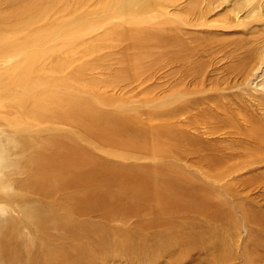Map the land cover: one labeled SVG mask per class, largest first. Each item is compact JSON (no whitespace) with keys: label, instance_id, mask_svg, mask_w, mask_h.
Here are the masks:
<instances>
[{"label":"rangeland","instance_id":"1","mask_svg":"<svg viewBox=\"0 0 264 264\" xmlns=\"http://www.w3.org/2000/svg\"><path fill=\"white\" fill-rule=\"evenodd\" d=\"M78 104L123 143L85 134ZM55 135L92 166L175 181L189 204L186 216L167 214L153 227L154 213L120 221L78 208L73 216L74 192L57 195L61 219L80 231L59 235L64 264H264V0H0V209L21 206L26 139ZM6 193L16 195L9 202ZM23 224L28 240L16 237L21 250L1 253L0 264L37 257L35 242L45 243L46 258L59 252ZM186 237L199 247H184ZM170 238L178 253H159ZM130 242L139 256L119 250ZM76 244L88 252L72 262Z\"/></svg>","mask_w":264,"mask_h":264},{"label":"bare ground","instance_id":"2","mask_svg":"<svg viewBox=\"0 0 264 264\" xmlns=\"http://www.w3.org/2000/svg\"><path fill=\"white\" fill-rule=\"evenodd\" d=\"M77 107L79 121L78 126L85 134H87L89 137H93L94 139H103V142L100 140L101 145H105L106 143L109 145L111 143H123L121 141H118L116 137L117 132L113 130V126H110L108 129L99 128L100 126L98 127V125L95 123V120H93L90 116H88V114H86L88 111L85 107H83L82 104L76 105V108ZM11 111L12 110H9L8 113H10ZM33 111L34 109L30 108L29 111L27 110L25 112H27L28 116L37 122L44 120V116L38 115ZM119 123L121 124V122ZM115 125H118L117 122L115 123ZM27 132L29 131L27 130ZM57 135H55L54 137L43 136L41 138L34 137L35 139H26L27 147L24 149L26 164L22 170L18 169L16 172V174L20 173L25 175V179L16 180L18 181L16 185L21 186L22 190L24 191L23 194L20 196L21 206L18 210L14 208H10L9 210L0 209V211H2L4 215V217L0 216V226L1 224L4 226V231H2V233L0 231V254H10L12 252H19L21 250L22 247L18 243H16L14 239L16 237H25V235L21 234L20 232V224L23 221L24 228L25 230H28V234H31L32 229H36L37 232L35 233H38L37 237L39 240L45 241L53 239L56 245H59L60 247L58 253H55L54 256L46 258L45 254L47 251L45 243L42 242L40 244L39 242H35L34 246L39 250L40 254L38 252H35L37 254V257L33 255L26 256V258L28 257V260H26L27 262L25 264H64L66 261L60 259L64 248L59 242V235L61 236L64 231H68L72 234L73 237H75V239H78V235L80 234V231L78 230V221L71 223V225H68L64 223L65 220H62L63 218L61 219V207L59 205L61 202H56V200H59V198L57 199L56 196L61 195L62 193H66L67 191L74 192V194L72 195V200L76 206L72 211L73 216L79 215L78 208L80 210L79 213H84L85 216L86 214L90 213L94 214V212H98L97 210L100 209L101 211L104 210V213H106V219H108L110 216L116 215L119 220L121 219L126 221L130 218H144L148 214L154 213L158 214L157 216L159 217V219L156 218L146 220L153 227H157L156 224L158 223H160L159 225L167 224L168 220H164L167 219L165 218L167 214L171 217L172 220H175L176 217L179 218V215L186 216V214L184 213V211L186 212V210H184V208L189 204L186 202L182 204L181 201L183 198H186L187 194L185 192H181L180 190H178V192H175L176 188L180 189L178 187L180 185L175 187V185H177L175 181H161L158 178L154 179L152 177H147L143 175L130 176L129 171H132V169L127 171L128 167H119L120 165H114L115 167L113 165H104L103 167L92 166L89 164V161H87V158H83L84 160L78 158V155L75 154L76 147L72 146L63 151L62 139L61 137L58 138ZM64 152L67 158L69 159L67 161H64ZM83 163H86L85 166L82 165ZM84 169H87V171H85ZM9 181H11V179ZM162 182L167 183V186L162 187ZM78 191H81L83 193V195L81 196L82 198L78 197ZM163 193H166L167 195L163 197V200H160L159 197ZM15 195L16 194L14 193H6L4 198L5 200L10 202L12 200L11 197ZM52 195L55 196L53 201L55 203L50 202V206L54 209H52L50 213H46L45 207L48 203L46 199ZM0 200H2L1 197ZM186 201L191 202V200ZM155 205L167 206V208L172 207L170 210L171 212L166 213L167 209L165 211H158L155 209ZM18 212L22 214V218L16 220L13 215L18 214ZM84 214L82 215L84 216ZM34 225L36 226V228H33ZM103 226L100 227V229L104 230ZM52 230L57 231V235L53 234L55 236L54 238L51 237ZM94 230L97 231L98 229L96 228ZM11 234H14V237L11 239V241H4L5 236H11ZM148 236L150 235H147L145 238H148ZM27 237L26 239L24 238L23 241L28 240ZM127 237H129V235H127ZM171 237L172 239L174 238L173 235ZM174 240H171L170 238V242L167 241V244H165L166 247L170 250V252H168L166 247L163 245L162 248H160L162 249V252H160V249H158L159 253H163L169 256H174L170 255L169 253H178L175 250V247L177 245L174 246ZM97 241H102V239ZM128 241L129 240L127 239V242ZM196 241H198V238L196 239ZM32 243L33 242H30L29 245ZM136 244H131L130 242L117 245L120 247L119 250L121 251V253L123 252L126 254L138 255L136 254L137 250L134 251ZM182 244L184 245V247H192L191 245H193V248L194 246L199 247L198 244H196L194 240L189 237H186ZM78 245L76 244L74 247L76 249V254H70V257L68 258L69 261L79 262V260L84 257L83 255L87 254L88 250L86 251L85 249H83V247H78ZM156 248L155 246H152L149 248L141 247L140 249L151 252ZM78 249L82 256L78 254ZM28 253L32 254L33 252L28 249ZM97 253L100 255L99 252ZM103 254L101 253V255ZM78 255L79 258L76 257ZM104 255V257L108 258L110 254ZM138 256H135V258L140 263L141 260ZM136 259L134 260L136 261ZM20 263H23L21 257H19L17 264Z\"/></svg>","mask_w":264,"mask_h":264}]
</instances>
